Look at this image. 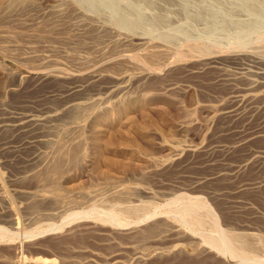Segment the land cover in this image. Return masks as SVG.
<instances>
[{"label": "rangeland", "instance_id": "rangeland-1", "mask_svg": "<svg viewBox=\"0 0 264 264\" xmlns=\"http://www.w3.org/2000/svg\"><path fill=\"white\" fill-rule=\"evenodd\" d=\"M0 11V264H264V0Z\"/></svg>", "mask_w": 264, "mask_h": 264}, {"label": "bare ground", "instance_id": "bare-ground-1", "mask_svg": "<svg viewBox=\"0 0 264 264\" xmlns=\"http://www.w3.org/2000/svg\"><path fill=\"white\" fill-rule=\"evenodd\" d=\"M1 12V11H0ZM195 44H191L190 46H188V48H189V50L192 52V50L190 49V48H192V46H194ZM195 47H196V45H195ZM197 48H199V46L197 47ZM193 49V48H192ZM201 50V49H200ZM187 52V51H186ZM196 52H199V51H196ZM152 55V54H151ZM184 55H186V54H184ZM160 56V55H159ZM179 56V55H178ZM185 57V56H184ZM142 58V57H141ZM148 58H150L149 56H148ZM153 58V57H152ZM155 58V57H154ZM179 58V57H178ZM147 59V58H146ZM145 59V60H146ZM148 60V59H147ZM151 61V60H150ZM153 61V60H152ZM147 62V61H146ZM145 62V63H146ZM144 63V64H145ZM256 73V72H255ZM260 73V72H259ZM257 74V73H256ZM254 95L253 94H245V93H242L240 96H238V97H240V99H251L252 97H253ZM247 97V98H246ZM151 98V97H150ZM168 98V97H167ZM171 98H173V97H171ZM147 101V100H146ZM151 101H152V98H151ZM91 106V105H90ZM173 107L175 110H177V109H179L180 107L178 106V103H177V101L173 98L171 101L169 100V98H168V100L167 99H162V100H158V102H155V105L153 106L155 109H153V110H155L156 111V113L158 114V116L160 115V117H158V116H156L157 118H159V119H161V118H163L164 119V121H165V119H170V115H169V113H170V107ZM171 107V108H172ZM78 108H80V110H78ZM87 108H83V106L82 107H77V110H78V113H77V111L75 112L76 114H74V115H72V117H75V118H73L72 120H76V119H80L78 116L81 114V112L82 113H84L85 112V110H86ZM173 110V109H172ZM155 111L153 112V113H155ZM180 112V111H179ZM71 112H69V114H70ZM149 113V112H148ZM177 113H178V111H177ZM191 113V112H190ZM189 112H187L186 114L185 113H182L183 115H182V117L183 118H181V125H185V124H191V122L193 121V119H192V116H190L191 114H190ZM72 114V113H71ZM70 114V115H71ZM78 114V115H77ZM152 114V113H151ZM174 114V113H173ZM172 114V115H173ZM175 114H176V112H175ZM190 114V115H189ZM56 114L55 113H52L51 115H49V117H48V119L49 118H51V117H53V116H55ZM77 115V116H76ZM82 115V114H81ZM148 115V114H147ZM170 117H169V116ZM178 115V114H177ZM84 116V115H83ZM144 116H146V114L144 115ZM149 116H151V115H149ZM149 116H147V117H149ZM154 116V115H153ZM77 117V118H76ZM147 117H145L147 120H148V122H149V124H150V122H151V120L152 121H154V122H151V123H153V126H155V124L157 123H155V118H153V119H151L150 117V119L151 120H149V118H147ZM168 117V118H167ZM178 117V116H177ZM144 119V118H143ZM162 119V120H163ZM168 119V120H169ZM44 120V117H39L37 120H36V117L35 118H30L29 120H27L28 122H30L31 124H35L36 122H41V121H43ZM144 121V120H143ZM157 121V120H156ZM161 121V120H160ZM158 122V123H160V124H162L161 122ZM167 121V120H166ZM170 121V120H169ZM135 122V121H134ZM147 121L145 122V123H148ZM163 122V121H162ZM166 123V122H165ZM140 124V123H139ZM138 125V124H137ZM148 124H146V126H147ZM160 126V125H159ZM139 127V126H138ZM142 127V126H141ZM148 127H149V125H148ZM155 127H158L157 126V124H156V126ZM147 127H145L144 129H146ZM143 130V129H142ZM64 144V143H63ZM65 146V145H64ZM187 146V145H186ZM59 148V147H58ZM64 147L63 148H61V149H59V151H58V154H60V152L62 153V151H63V153H64ZM58 150V149H57ZM65 150H66V148H65ZM70 150V149H69ZM67 151V150H66ZM74 151V150H73ZM71 152V151H70ZM76 152H77V150H76ZM66 154V153H65ZM74 154V153H73ZM61 155V154H60ZM69 155V154H68ZM62 156V155H61ZM66 156V155H65ZM72 156H75V155H72ZM72 156L70 157V156H68V159H69V157L70 158H72ZM57 157H58V155H57ZM60 158V157H59ZM59 158H57V160H56V162L54 163V165L52 166V169H50V171H48L47 169V171L49 172L48 173V179L49 180H52L53 181V179L54 178H56L57 176H59L60 174V172H62L61 171V169L63 168L62 166L64 165V161H63V159L61 158V159H59ZM54 160V159H53ZM73 160V159H72ZM67 163H68V161H67ZM70 163V162H69ZM74 163H75V161H74ZM76 163H77V161H76ZM66 164V163H65ZM72 165H73V163H72ZM71 165V166H72ZM65 166V165H64ZM66 167V166H65ZM68 172V171H67ZM43 175V174H42ZM62 175H64V174H62ZM61 175V176H62ZM46 176V175H45ZM41 177V176H40ZM42 178H44V177H42ZM59 178V177H58ZM60 179V178H59ZM59 179H57V180H55V182L56 181H58ZM48 181V180H47ZM46 181V182H47ZM41 182H43V180L41 181ZM59 182V181H58ZM48 183V182H47ZM54 184V183H53ZM55 185H58V184H55ZM53 187V186H52ZM57 187V186H56ZM59 187V186H58ZM60 189V188H59ZM59 191V190H58ZM62 193V192H61ZM65 195V194H64ZM196 209V208H195ZM193 211V210H192ZM199 218V217H198ZM202 220V219H201ZM156 230V228L154 229V228H150V229H148V231H146V235H150V234H152V232H154ZM145 234H143L142 236H144ZM89 239H90V235H74V236H72V238L70 237V238H68V239H59L60 241H57V242H53L54 243V245H52L54 248H56V249H66L67 247H65V246H68V244L70 245L71 244V242H73L74 244L76 243V244H81V243H84V242H87V241H89ZM173 262V261H172ZM170 264V263H169ZM180 264V263H179Z\"/></svg>", "mask_w": 264, "mask_h": 264}]
</instances>
